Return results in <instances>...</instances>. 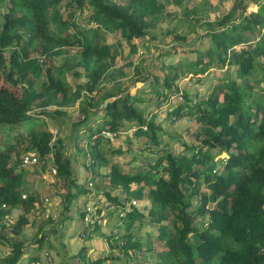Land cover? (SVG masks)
Returning a JSON list of instances; mask_svg holds the SVG:
<instances>
[{
  "label": "trees",
  "instance_id": "1",
  "mask_svg": "<svg viewBox=\"0 0 264 264\" xmlns=\"http://www.w3.org/2000/svg\"><path fill=\"white\" fill-rule=\"evenodd\" d=\"M16 1L31 10L39 34L24 42L21 31L29 22L27 17L12 10L3 14L0 132L5 136L0 147V248L6 249V253L0 257V264H21L22 256L28 252L24 240L8 237L18 236L27 224L26 213L35 204L34 192L25 188L22 170L37 162L19 167L21 156L26 153L35 155L37 161L50 156L46 160L55 177L75 188L74 192L66 190L62 195V213L82 195L84 206L96 198L99 204L110 202L115 210L124 211L116 225L123 232L102 235L108 243L105 253L87 257L81 248L70 264H112L111 261L120 259L119 254H112L114 248L127 251L144 245L131 229L136 218L142 217L140 207L147 201L145 217L158 225V237L165 240V249L154 253L151 264H264V0H251L255 10L235 0L219 20L208 22L200 34L206 38L205 45L200 40L184 46V34L168 32L170 48L158 52L161 76L147 72L151 66L143 72L134 64L132 55H136L137 43L153 37L157 24L170 16L169 8L180 9L183 0H172V5L160 0ZM64 4L70 9L87 6V25L61 18ZM238 8L240 12L236 14ZM183 15L195 18L197 8L184 9ZM33 39L47 59L63 54L66 45L75 47V52L65 61L66 68L59 67L56 74L47 68V73L41 75L44 56L40 61L24 60ZM182 47L194 57L184 56ZM7 48L11 51L5 64L1 55ZM173 55H180L181 60L163 64L165 58ZM29 65L37 75L32 81L23 77ZM223 67L228 72L232 70L233 77L221 76L194 103L188 102L189 95L176 84L182 79L187 82L191 77L197 78L207 69ZM64 70L82 83H75L72 88L64 81ZM125 75H131V82L139 84H103V80L115 81ZM42 77L45 78L40 80ZM148 79L157 86L151 92L157 113L164 109L162 104L169 101L170 95L182 101L171 110L165 107V113L174 120L191 115L189 119L196 125L194 141L182 143L186 155L168 148L134 146L132 151L142 153L145 149L153 158L130 172L111 157L126 153L132 136L160 145L154 110L147 114L149 104H142L144 101L135 92L130 93L131 87L146 91L142 83ZM74 103L78 117L62 124V135L59 128L55 133L32 126L26 131L22 128L41 115L52 119L63 115V108ZM48 107L54 109L48 112ZM104 132L110 136L103 135ZM121 133L126 149L113 148V139ZM23 139L25 144L21 146ZM70 146L82 158L90 181L95 183L93 190L72 184L67 154ZM221 153L227 155L226 159L215 160ZM43 169L44 164L40 172ZM116 189L119 192L115 193ZM131 200L136 204H130ZM14 208L21 209V213L5 230L4 217ZM197 216L205 217L202 229L193 226ZM41 241V237H36L33 242ZM32 250V254L24 256L27 264H34L38 258V250Z\"/></svg>",
  "mask_w": 264,
  "mask_h": 264
},
{
  "label": "rangeland",
  "instance_id": "2",
  "mask_svg": "<svg viewBox=\"0 0 264 264\" xmlns=\"http://www.w3.org/2000/svg\"><path fill=\"white\" fill-rule=\"evenodd\" d=\"M164 3H170L172 0H160ZM205 1V2H204ZM209 3H208V2ZM235 0H183L180 6V9H176L175 7H170L168 11L170 16L165 17L164 20L160 21L155 27L153 33V37H147L145 42L137 43L136 55H132L133 62L139 68H143V72H146L150 66L151 68L147 71L151 74H159L161 76V70L158 65L160 64L158 58V52H163L167 48H170L168 43L167 33L168 32H176L180 34H184L186 36L184 46H188L191 42L197 41V43L201 40L202 44H206V38L201 37L200 34L206 28L208 22H215L219 20L221 15H224L227 12L228 7ZM244 3L248 4V9L255 10L256 6L252 5L251 0H240ZM262 1V0H260ZM171 4V3H170ZM169 4V5H170ZM172 5V4H171ZM197 8V17L186 18L183 15V10L188 9L191 10L193 8ZM63 11H60V17L67 20H74L76 24L80 22L87 25L89 9L87 6L70 9L69 7L63 6ZM239 9V8H238ZM9 10H12L14 14L17 15H25L29 20L28 24L21 31V36L25 41L29 38V36H33L39 34V29L36 21L33 18L32 12L30 9L23 7L16 0H0V22H2V16L4 13H7ZM181 12V15L178 14ZM240 9L236 12L238 14ZM63 13V15H62ZM235 14V15H236ZM70 15V16H69ZM69 32H72L70 29ZM200 37V38H199ZM122 44L125 43L124 40H121ZM39 45L36 39L30 43L29 48L30 51L27 53V59H33L36 61H40L43 59L42 54L39 52ZM18 49V48H17ZM183 49V47H182ZM184 48L181 52H185L184 56L193 58L194 55H189ZM11 48H7L2 51V58L5 64L8 63L9 53ZM63 54L57 55L52 59H47L45 56V63L40 67L39 74L45 75L47 73V68H49V72L51 74H56L58 72V68H66L65 61L70 60L72 55L75 52V47L71 45H66L63 47ZM22 59V60H23ZM174 59L181 60L180 55H173L171 57L165 58L163 64L172 62ZM23 60V61H24ZM38 63V62H37ZM43 64V63H41ZM162 64V63H161ZM230 69V68H229ZM24 79L28 81H32L37 79V75L33 73V69L29 65L24 71ZM17 74H15V77ZM64 81L73 88V84H81L82 80H76L71 75L64 70L63 73ZM221 76L224 78L233 77L232 70L228 72V68L223 67L222 69H207L202 74H199L196 77H191L187 82L186 80H182L177 82L184 93L189 95L188 102L194 103L197 99L203 95L208 93L212 86L220 80ZM42 77L40 80L44 79ZM249 82L253 81V78H248ZM39 80V81H40ZM37 81V80H36ZM35 81V82H36ZM81 82V83H80ZM103 84L106 86H110L109 84H121L127 87V84H139L131 82V75H125V77L118 78L115 81L112 79L103 80ZM145 84V90L142 91L140 89H134V87L130 88V93H136L144 102L142 104H149L147 114L153 111V116L155 117L154 123H156L160 130V145H152L151 142L146 141L143 137H131L132 141L128 150H124L126 153L122 154H114L111 159L116 161L118 164H121L124 169L133 172L138 168H141L148 158H153V155H149L148 151L145 149L142 150V153L137 151H132V149L140 146H149L154 149L160 148H168L173 150L174 152L183 153L184 155L188 154V152L183 151L182 143L191 144L194 140L192 137L193 132L196 130L194 121L189 119V116L184 115L182 118L174 120V117L169 116L165 113V107H169L168 110H171L182 103L180 100H169L162 104L164 107L161 108L162 111L159 113L154 109L156 105V101L152 95L153 90L157 87L154 86L153 83L148 79ZM152 92V93H151ZM150 93V94H149ZM149 98L150 101H147ZM154 100V101H153ZM54 107H48L46 110L50 112ZM63 115H56V118L52 119L49 116H38L35 121L24 124L23 129L26 131L28 126H32L33 128L39 129H50L53 133L56 130H60V134L62 135V127L66 123L76 119L78 117L76 103L71 104L67 107L63 108ZM156 112V113H155ZM155 113V114H154ZM191 121V122H190ZM63 124V125H62ZM133 126V124L129 125ZM23 131V130H22ZM128 132V130H123V132ZM4 132H0V147H2L3 143H1L2 137H4ZM122 133L118 135L117 139H113L111 146L122 147V149H126V144L121 138ZM26 139V137H24ZM21 140V146L25 144V140ZM119 147V148H120ZM183 150H182V149ZM164 151V149H162ZM72 146L69 147L67 154L70 155V169H71V177L72 184L77 185L83 188L94 189V182L90 181V174L86 171L85 167L82 165V158L78 155L74 154ZM134 152V153H133ZM144 152V153H143ZM21 154V152H20ZM133 154H135L133 156ZM50 156L44 157L42 160L38 159L37 165L24 168L22 170L24 172V184L25 188L28 191L34 192L35 195V204L30 208V210L26 213L27 224L22 227V230L18 233V236H14L12 234H8L9 239L11 240H24L25 244L28 246L29 255L34 251L31 249L34 248L37 251V260L39 259L40 264H70L72 262V257L81 249L84 248V253L87 254V257H95L102 255L105 246L101 241L103 237L102 234L107 232H116L121 234L123 229L121 227L116 226V221L113 219L111 221V226L108 227L103 225L102 227L96 226V228H91L88 231V227L80 222L77 219V213L80 212L81 208L84 206L83 204V195L79 197L77 200L72 201L69 205L68 210L62 213L63 206V194L66 190L70 192H74L75 188L72 186H68L65 181H62L61 178H56L55 175L50 170V162L47 161L46 158ZM224 157L226 159L227 155L224 153L218 154L215 156L216 159H220ZM44 160H46L44 162ZM44 164V169L40 172V166ZM34 170H37L35 172ZM101 169H97L99 171ZM102 188V186H101ZM101 192V190H98ZM112 191V190H111ZM113 192V191H112ZM114 192H119V189L114 190ZM113 192V193H114ZM37 196V197H36ZM46 198V201H44ZM41 199V201L39 200ZM147 203H142L143 208L140 207V213L142 217H137L133 228L131 229L133 235L139 238L140 241L145 242L138 248L128 249L127 251L123 248L116 247L114 251L112 250V254H119L120 259L111 261L112 264H151L153 263V255L155 252H159L165 249V240L160 239L158 237L157 224L152 223L151 219L145 217L147 213L146 206ZM21 213V209L14 208L10 210L4 217V226L5 230L8 229V226L13 224L17 219V216ZM205 217L197 216L193 220V226L197 229H202L205 225ZM107 222V221H105ZM108 224L110 221L107 222ZM116 227L119 229L117 230ZM104 228L103 231H101ZM168 232H172L171 229H168ZM36 237H41V242L36 243L33 242ZM40 244L39 248H36V245ZM145 245H148L147 248ZM94 249V250H93ZM101 249V250H100ZM27 252V253H28ZM6 253V249L3 247L0 248V257L4 256ZM24 254L21 259V264H27L25 261V257L27 255ZM39 254V255H38Z\"/></svg>",
  "mask_w": 264,
  "mask_h": 264
},
{
  "label": "built area",
  "instance_id": "3",
  "mask_svg": "<svg viewBox=\"0 0 264 264\" xmlns=\"http://www.w3.org/2000/svg\"><path fill=\"white\" fill-rule=\"evenodd\" d=\"M186 80V79H182ZM180 100L176 95H170L169 100ZM103 135L110 136L109 133L104 132ZM37 162V157L33 154L26 153L21 156V161L19 163V167L24 168L28 165H32ZM52 173H54V169H51ZM41 201V199H39ZM46 201V198H44ZM130 204H136L135 200H131ZM81 221L84 225L92 228L94 226L102 227L105 224V221L112 214L115 217L116 224L120 223V218L124 215V211L122 209L115 210L113 205L110 202L104 201L102 204L98 203L96 198L92 199L90 202L85 204V206L81 209ZM114 232V230H112ZM34 264H40L39 260H36Z\"/></svg>",
  "mask_w": 264,
  "mask_h": 264
},
{
  "label": "crops",
  "instance_id": "4",
  "mask_svg": "<svg viewBox=\"0 0 264 264\" xmlns=\"http://www.w3.org/2000/svg\"><path fill=\"white\" fill-rule=\"evenodd\" d=\"M143 153H144V152H143ZM76 218L79 219L80 222L82 223V221H81V219H80V218H81V216H80V212L77 213V217H76ZM113 219L115 220L114 215L112 214V216H111V214H110V217L106 220L107 222L110 221V223L108 224L107 222H105L104 225H105V226H108L109 228L112 227V226H111V221H112ZM82 224H83V223H82ZM112 228H113V227H112ZM103 230H104V228H103L101 231H103ZM88 231H89V230H88ZM103 233H104V232H103ZM102 235H103V234H102ZM101 241L103 242V244H104V246H105V249H104L103 251L106 252V251L108 250V243H106L104 237L101 238ZM93 250H94V249H93ZM100 250H101V249H100ZM105 252H103V253H105ZM103 253H102V254H103Z\"/></svg>",
  "mask_w": 264,
  "mask_h": 264
}]
</instances>
